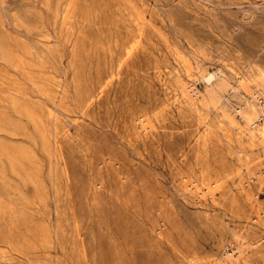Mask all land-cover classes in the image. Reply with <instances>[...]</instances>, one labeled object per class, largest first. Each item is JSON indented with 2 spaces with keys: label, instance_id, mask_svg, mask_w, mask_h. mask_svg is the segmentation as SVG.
I'll list each match as a JSON object with an SVG mask.
<instances>
[{
  "label": "rangeland",
  "instance_id": "1",
  "mask_svg": "<svg viewBox=\"0 0 264 264\" xmlns=\"http://www.w3.org/2000/svg\"><path fill=\"white\" fill-rule=\"evenodd\" d=\"M263 129L264 0H0V264H264Z\"/></svg>",
  "mask_w": 264,
  "mask_h": 264
},
{
  "label": "bare ground",
  "instance_id": "2",
  "mask_svg": "<svg viewBox=\"0 0 264 264\" xmlns=\"http://www.w3.org/2000/svg\"><path fill=\"white\" fill-rule=\"evenodd\" d=\"M218 77V73L217 72H214V73H206L205 75H204V79L206 78V80H207V82L208 83H211L212 81H214L216 78ZM190 90V89H189ZM201 93V92H200ZM250 95H252V98H255L256 100H258V95H257V93L256 92H250ZM201 96V95H200ZM249 106L248 105H246V104H243L242 106H241V108H240V112H241V114H242V117L245 119V120H247V116H248V110H249V108H248ZM261 133L264 135V129H263V131H261ZM203 138V137H202ZM207 143V142H206ZM208 149V148H207ZM209 168V167H208Z\"/></svg>",
  "mask_w": 264,
  "mask_h": 264
}]
</instances>
